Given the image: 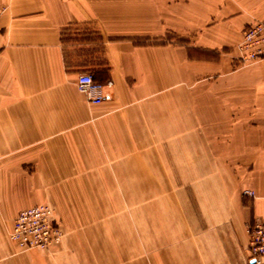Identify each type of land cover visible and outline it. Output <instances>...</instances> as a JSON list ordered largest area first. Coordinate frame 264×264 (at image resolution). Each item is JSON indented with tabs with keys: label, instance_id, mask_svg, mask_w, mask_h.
Instances as JSON below:
<instances>
[{
	"label": "crops",
	"instance_id": "0c3cea01",
	"mask_svg": "<svg viewBox=\"0 0 264 264\" xmlns=\"http://www.w3.org/2000/svg\"><path fill=\"white\" fill-rule=\"evenodd\" d=\"M0 6V264H117L120 256L102 249L118 243L94 240L102 225H66L49 250L21 251L8 232L23 208L47 202L60 213L75 200L90 211L94 199L120 197L119 186L105 197L93 185L125 183L126 168L154 169L156 185L159 167L184 190L214 185L200 187L203 207L182 209L191 239L168 240L165 264H253L249 227L264 220V70L236 68L235 58L264 0ZM171 34L193 35V46L217 57H193ZM81 72L103 85L100 104L78 89ZM195 168L215 175L191 178Z\"/></svg>",
	"mask_w": 264,
	"mask_h": 264
},
{
	"label": "rangeland",
	"instance_id": "374dc122",
	"mask_svg": "<svg viewBox=\"0 0 264 264\" xmlns=\"http://www.w3.org/2000/svg\"><path fill=\"white\" fill-rule=\"evenodd\" d=\"M261 7L262 6L258 8ZM261 9L264 11V8ZM206 12L207 21L210 19V14L208 9H206ZM263 18L264 13L257 18H252V20L246 23L242 29L241 38L243 30L250 23ZM192 36L193 35H190L189 38H182L175 34H171L168 38L173 39V41L177 43H190L191 56L193 57H217V51L204 50L200 47L193 46L194 39ZM236 48L237 51H235L238 52L235 58L236 68L249 64L260 65L259 63L244 62L240 58L239 44H237ZM151 170L154 171V169L150 168H126L125 183L118 185H93L92 188L94 190L96 189L94 186H97V191L103 189L102 193L105 197H112V195H115L117 192L115 189L119 186L120 197L94 199V209L90 211L85 209L86 205H84V209L78 208L80 204L75 200L65 201V203L62 204V211L60 213L54 205L47 202L37 203L35 205L48 204L52 206L56 219L55 224L57 227L61 228L63 237L65 235L66 225L88 223L102 225L104 231L95 230L93 232L94 240L95 242L111 241L118 243V247L116 248L109 247L102 249V251L107 252L111 256H120L117 264H165L166 249L168 244H171V241L175 242L177 239H191V235L185 234L183 231L184 229H182L183 217H188V215H182V209L187 211L194 208L196 211L198 207H203V197L198 195L200 187H203L201 191H204L209 187L212 188L214 185H208L206 183L203 185V183L192 182L186 185V190H184L183 184H167L165 180V168L161 167L157 168L159 182L154 185L149 182V173ZM202 171V169H191V178L202 179L204 174L208 176L215 175V169H205V173ZM88 186L90 187V185ZM83 187L85 188V185H79V189ZM82 203L86 204V201H81V204ZM23 209L19 210L18 213ZM81 210L83 212H81ZM85 211L88 213H85ZM89 212L94 213V215H90ZM11 230L8 232L10 240ZM168 240H170V242ZM11 241L14 242L13 240ZM99 250L101 249L98 248L97 251Z\"/></svg>",
	"mask_w": 264,
	"mask_h": 264
},
{
	"label": "built area",
	"instance_id": "2783aa9c",
	"mask_svg": "<svg viewBox=\"0 0 264 264\" xmlns=\"http://www.w3.org/2000/svg\"><path fill=\"white\" fill-rule=\"evenodd\" d=\"M6 7L0 6V17ZM240 58L244 62L259 63L264 69V18L250 23L239 43ZM78 89L93 104L104 100L103 85L90 72L77 77ZM245 193L254 195L251 190ZM54 210L48 204H38L20 211L14 221L10 238L21 251L29 249L49 250L61 242L63 232L55 224ZM249 258L253 264H264V220H256L250 227Z\"/></svg>",
	"mask_w": 264,
	"mask_h": 264
}]
</instances>
